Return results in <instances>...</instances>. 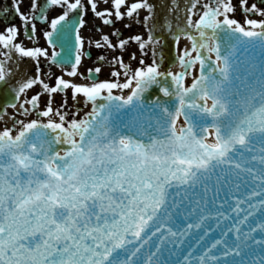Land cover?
I'll return each instance as SVG.
<instances>
[{
  "label": "snow or ice",
  "instance_id": "obj_1",
  "mask_svg": "<svg viewBox=\"0 0 264 264\" xmlns=\"http://www.w3.org/2000/svg\"><path fill=\"white\" fill-rule=\"evenodd\" d=\"M0 264H264V0H4Z\"/></svg>",
  "mask_w": 264,
  "mask_h": 264
},
{
  "label": "flooded vegetation",
  "instance_id": "obj_2",
  "mask_svg": "<svg viewBox=\"0 0 264 264\" xmlns=\"http://www.w3.org/2000/svg\"><path fill=\"white\" fill-rule=\"evenodd\" d=\"M4 6V0H0V8Z\"/></svg>",
  "mask_w": 264,
  "mask_h": 264
}]
</instances>
